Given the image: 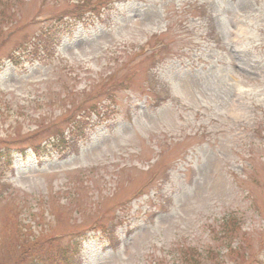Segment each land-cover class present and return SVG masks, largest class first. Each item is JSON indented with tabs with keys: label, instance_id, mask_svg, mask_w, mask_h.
<instances>
[{
	"label": "rangeland",
	"instance_id": "1",
	"mask_svg": "<svg viewBox=\"0 0 264 264\" xmlns=\"http://www.w3.org/2000/svg\"><path fill=\"white\" fill-rule=\"evenodd\" d=\"M73 1L0 0V137L26 138L0 168V264L18 236L81 243L73 264H264V0L123 1L32 62ZM104 85L106 121L48 152L36 131Z\"/></svg>",
	"mask_w": 264,
	"mask_h": 264
},
{
	"label": "trees",
	"instance_id": "2",
	"mask_svg": "<svg viewBox=\"0 0 264 264\" xmlns=\"http://www.w3.org/2000/svg\"><path fill=\"white\" fill-rule=\"evenodd\" d=\"M107 0H76L74 8L70 12L78 13L77 18H80L82 15H85L84 12L90 11H99L106 6ZM110 3V2H107ZM67 17L66 12L58 14L55 19L62 20ZM84 17V16H83ZM82 18V17H81ZM80 18V19H81ZM79 19V20H80ZM49 27H55L52 24ZM70 26L60 27L59 31L62 33L64 29H67ZM38 33V37H35V41H31V45H28V57L33 61H40V59H45L50 57L54 48V43L59 41L60 35L57 31L49 32L44 31ZM38 53V54H36ZM34 54H36L34 56ZM2 67H0V72ZM109 94V92H108ZM94 97L90 96L84 100L83 103H80L72 113L63 116L61 119L62 123L65 124V127L61 128L57 125L53 128L46 130L36 131L39 136L48 132L47 139L45 140V145L43 146L46 149H49L48 152H63L69 145V141L83 140L87 137L89 129H92L101 121V112L100 108L97 106V102L101 97L103 98L102 90L98 93H94ZM110 97V96H109ZM105 98V97H104ZM88 114V115H86ZM92 117H96L95 121H91ZM18 138H0V168L7 167L12 165L14 161L15 154L26 155V149L22 148L19 150H14L11 147V144H22L26 140L25 136L22 134ZM34 136V135H32ZM39 148L41 145L34 146L33 150L37 156H41L39 153ZM20 243L15 244V249L17 251L15 261L19 264H46V261H49L50 264H71L70 259H68L69 252L67 249L58 248L54 250L51 248V245H48L47 249L43 243L31 242L30 239L25 238L24 236H18ZM38 255V256H37ZM37 256V257H36ZM34 258V259H33ZM44 259V260H43ZM28 262V263H24Z\"/></svg>",
	"mask_w": 264,
	"mask_h": 264
}]
</instances>
